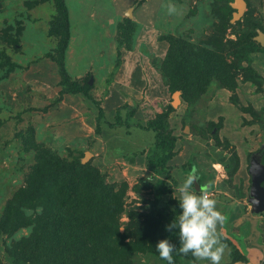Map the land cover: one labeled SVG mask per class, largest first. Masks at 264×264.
Returning <instances> with one entry per match:
<instances>
[{
	"label": "rangeland",
	"instance_id": "1",
	"mask_svg": "<svg viewBox=\"0 0 264 264\" xmlns=\"http://www.w3.org/2000/svg\"><path fill=\"white\" fill-rule=\"evenodd\" d=\"M64 1L69 35L63 65L70 80L86 89L79 97L67 96L65 103L60 91L67 85L51 58L60 52L54 1L0 0V54L10 60V65L0 63V221L7 208L25 197L15 193L27 186L37 156H43L26 142L29 136L62 160L81 158L92 179L107 186L120 211L105 223L115 233L117 249L132 243L124 247L121 264H167L156 245L176 218L178 187L193 172L224 215L218 228L227 245L222 264H264V211H253L249 194L250 171L264 174V84L259 91L237 66L264 80V44L256 40L259 31L264 33V0H245L235 21L232 0ZM168 4L176 5L177 14H168ZM170 50V56L194 57L208 75L219 67L220 78L203 85L192 77L186 92L175 88L161 64ZM228 69L235 74L234 90L224 86L222 72ZM90 78L92 84L86 85ZM175 90L180 93L173 106ZM96 105L104 110L100 133L92 139L73 137L79 123L71 120L84 117L82 130H88ZM118 107L129 126L117 124ZM153 119L154 129L136 126ZM157 136L174 140L167 173L160 175L147 164ZM240 159H245L242 168ZM152 175L167 187L156 202L155 190L143 181ZM167 212L174 213L168 217ZM39 214V206L25 207L29 225L10 236L0 231V264H11L6 245L33 233ZM62 244L52 235L39 242L45 250ZM178 262L209 264L191 255L179 256Z\"/></svg>",
	"mask_w": 264,
	"mask_h": 264
},
{
	"label": "trees",
	"instance_id": "2",
	"mask_svg": "<svg viewBox=\"0 0 264 264\" xmlns=\"http://www.w3.org/2000/svg\"><path fill=\"white\" fill-rule=\"evenodd\" d=\"M52 1H54L56 8L53 24L60 37V52L58 55L51 56V58L58 65V72L61 75L63 84L67 85L63 91H60V94H85L86 89L70 80L63 65L62 59L69 35L67 6L64 0ZM170 52L171 50L161 64H165L167 75L171 77L172 85L183 92L190 88L189 83H191L190 79L192 77L199 78L203 85H208L206 82L209 81L208 83H210L211 77H219L221 75L219 67H216L217 70L209 72L210 75H208L207 67L200 65L194 57L188 58L186 53L181 56L177 54L170 56ZM208 55L210 56V54ZM0 56L1 64L10 65L9 56L3 52ZM203 59L206 60L205 57ZM237 66L238 69L244 70L246 80L256 84V88L259 91L263 89L261 87V84H264L263 78L255 75L256 73L249 75L250 68ZM228 70L222 72V76L227 79L224 86L234 90L237 86L235 74H231V70ZM206 75L209 76L208 79H202ZM88 81L86 85L89 84ZM57 100L59 99L57 98ZM233 102L237 105L239 104L237 99H233ZM96 106L95 131L99 134L101 131L100 119L104 117V110L100 105ZM121 107L124 109L127 105ZM121 107L116 110V121L117 124H124L127 127L130 124L122 118ZM238 107L243 109L242 105H238ZM130 115H132V111L128 110V117ZM156 122L153 119L149 120L146 125L136 123V126L146 130L154 129L157 125ZM104 123L109 124L108 121ZM28 138L29 136L26 138V142L30 143L31 149L37 150L38 154L41 152L43 156H37L39 163L28 173L26 178L27 186L15 193L17 196L23 194L25 197H22L15 206L7 208L5 218L3 217L0 221V231H7L10 236L15 233V229L23 225H29L31 221L25 215V207H33L35 209V207L39 206L41 215L39 214L35 218V231L33 233L19 239L18 242L11 243L10 246L6 245V250L8 249V254L11 257V264H56L57 262L53 260L58 258L59 263L62 256L63 264H121L122 259H124L123 256L127 254V250L124 247L130 246L132 243H122L120 250L116 248L118 246L116 244L117 239L114 237L115 233H111L110 223L113 216L120 211V208L119 204H115L111 200V194L107 190V186L98 185L92 179L89 164L85 163L83 165L81 158L75 157L70 160L63 158L62 160L52 155L49 149L38 144L33 137H30L29 140ZM173 146V138L157 136L147 158V164L154 174L167 173L165 165L167 160L172 157ZM143 181L146 187L155 190L154 202L158 201L161 193L167 188L164 181L153 175L148 180ZM98 208L101 209L98 211ZM175 212L176 216H178L181 212L179 206ZM159 213L162 215V212L159 211ZM173 213L167 212L168 217ZM106 218L109 219L110 223H105ZM102 224L103 229H101ZM165 229L166 226L163 229V235L179 248L178 229L173 230L171 233ZM50 235L55 237L57 241L63 242L60 248L45 250L44 247L39 245L40 239L49 238ZM176 256L177 259L175 258ZM179 256L182 255L173 253L174 264H180L178 262Z\"/></svg>",
	"mask_w": 264,
	"mask_h": 264
},
{
	"label": "clouds",
	"instance_id": "3",
	"mask_svg": "<svg viewBox=\"0 0 264 264\" xmlns=\"http://www.w3.org/2000/svg\"><path fill=\"white\" fill-rule=\"evenodd\" d=\"M169 15L178 12L176 5L165 6ZM197 181L194 172L178 187L181 214L166 226V231L178 229L179 248L169 239L158 241L156 252L167 264H174L173 253L185 257L191 255L194 261H208L222 264L227 245L222 242L218 228L224 222L223 213L217 208V201L210 197L206 186L193 189Z\"/></svg>",
	"mask_w": 264,
	"mask_h": 264
},
{
	"label": "water",
	"instance_id": "4",
	"mask_svg": "<svg viewBox=\"0 0 264 264\" xmlns=\"http://www.w3.org/2000/svg\"><path fill=\"white\" fill-rule=\"evenodd\" d=\"M230 5L232 6V8H234V12L232 14V20H238L241 15L243 14V10L246 6V2L245 0H240L239 4H236V0H232V2L230 3ZM130 10V9H129ZM126 12L127 16H130L131 12L128 14V11ZM260 36H264V33L259 31L257 36H256V40L260 43V44H264V38L260 37ZM89 84H92V78L89 79L88 81ZM179 90H175L172 93V105L174 106L177 101H178V97L177 95L179 94ZM264 174L257 172V171H250V187H249V194H250V198H251V202H252V206H253V211L255 213H260L262 211H264ZM199 185L198 182L196 181L194 183V188L196 190L199 189Z\"/></svg>",
	"mask_w": 264,
	"mask_h": 264
},
{
	"label": "crops",
	"instance_id": "5",
	"mask_svg": "<svg viewBox=\"0 0 264 264\" xmlns=\"http://www.w3.org/2000/svg\"><path fill=\"white\" fill-rule=\"evenodd\" d=\"M76 96V97H79V96H81V95H79L78 93H64L63 94V103H65V99H66V97L67 96ZM88 106H85V109L87 108ZM84 111H82V113H83ZM70 112H65V114H69ZM94 115V117H91V119L88 121V124H89V128H88V130H82V125H84V123H85V119H84V117H81V118H78L77 120H71V122H73V123H76V121H78V123H79V126H77V130H76V132H75V134H73V137H76V138H81V137H85V138H89V139H92L93 138V136H94V133H96V131H95V128H96V115H97V112H96V114H93ZM63 128L64 129H66V130H68V128H69V126H68V124L67 123H63ZM85 131H92V132H90V133H87V132H85ZM64 132V131H63ZM71 132H73V131H71ZM71 134V133H70ZM244 160L245 159H240V161H239V163H240V167L239 168H242V166H244ZM196 190V189H195Z\"/></svg>",
	"mask_w": 264,
	"mask_h": 264
},
{
	"label": "bare ground",
	"instance_id": "6",
	"mask_svg": "<svg viewBox=\"0 0 264 264\" xmlns=\"http://www.w3.org/2000/svg\"><path fill=\"white\" fill-rule=\"evenodd\" d=\"M240 3V0H236V4H239ZM130 13V10L128 11V14ZM132 13V12H131ZM260 37H263L264 38V36H260Z\"/></svg>",
	"mask_w": 264,
	"mask_h": 264
}]
</instances>
